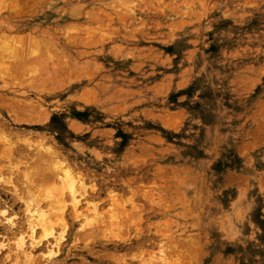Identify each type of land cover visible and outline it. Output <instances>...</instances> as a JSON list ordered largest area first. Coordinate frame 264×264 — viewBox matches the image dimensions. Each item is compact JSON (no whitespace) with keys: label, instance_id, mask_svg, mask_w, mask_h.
I'll return each mask as SVG.
<instances>
[{"label":"clouds","instance_id":"obj_1","mask_svg":"<svg viewBox=\"0 0 264 264\" xmlns=\"http://www.w3.org/2000/svg\"><path fill=\"white\" fill-rule=\"evenodd\" d=\"M25 11L0 23V194L58 210L73 264H264V0ZM4 224L0 264H65Z\"/></svg>","mask_w":264,"mask_h":264},{"label":"rangeland","instance_id":"obj_2","mask_svg":"<svg viewBox=\"0 0 264 264\" xmlns=\"http://www.w3.org/2000/svg\"><path fill=\"white\" fill-rule=\"evenodd\" d=\"M3 17L4 16L0 17L1 22H5ZM28 19L29 17H23L21 19H16L14 21H11L12 23L11 25L17 28H23L27 25ZM85 36H87V33H85ZM256 131H257V135H264V132H262L261 130L258 129ZM161 179H165V178L161 177ZM194 179H196V177L192 174L191 170L189 169H181V170L173 171L167 177V180L170 181L175 186V195L178 199L184 198L183 197L184 192H188V193L192 192L190 184ZM245 179H246V175L244 173H240L235 170H229L227 174L223 175V185L224 186L240 185L244 183ZM54 192H55L54 188L49 189L47 191V198L49 200L53 199ZM192 203L193 204L195 203L194 198L192 200ZM22 207L23 205H21L19 202H15L12 198H9L6 195L0 194V213H4V215H0V224H4V221L8 218V219H11L13 222H16V227L19 228L20 227L19 220L22 217V215H25V212L22 213L20 211ZM27 208H30L32 210L33 209H38V210L44 209V211H46V214H47V225L53 227L54 229L55 228L58 229V230L55 229V231L61 232L60 225L57 222L61 218V213H59L58 210L49 209L45 204L41 203L39 195H36L32 198L31 203L27 206ZM77 209L78 211L80 210L79 208ZM68 212L74 215L71 205H69L68 207ZM48 213L50 214V216ZM4 227L6 228L7 225L4 224ZM1 229L4 230V228H0V232H1ZM13 231L15 232L17 231V229H13ZM70 232H71V228L65 231L66 238L62 241V243L60 242L61 245H60V248H58L60 249V255H55L53 257V260L64 259L65 264H73V261L76 259V255L74 254L76 250L75 249H72L71 251L69 250V245L72 244L73 239H74L73 236L69 235Z\"/></svg>","mask_w":264,"mask_h":264},{"label":"bare ground","instance_id":"obj_3","mask_svg":"<svg viewBox=\"0 0 264 264\" xmlns=\"http://www.w3.org/2000/svg\"><path fill=\"white\" fill-rule=\"evenodd\" d=\"M29 4L30 0H0V17L4 16L3 18L5 20V22L0 21V23L12 24L11 21L21 19L23 17H29L27 12L25 11L28 8ZM76 210L78 211L77 208L75 209V211ZM6 220L11 221V224L16 225V222H13L11 219L7 218ZM19 221L20 227H16L14 229H17V231H23L26 229L30 230L32 239L34 240H41V238L43 237L42 244L47 245V247L50 248L52 253L54 254L57 252V249L60 248V242L62 243V241L66 238L65 232L63 235H61V232L55 231L56 228L54 229L53 227L47 225V214L44 209L32 210L30 208H27L25 215H22ZM7 227H9V225H7ZM2 230L3 229H1V232ZM54 256L55 255H53V257Z\"/></svg>","mask_w":264,"mask_h":264},{"label":"snow or ice","instance_id":"obj_4","mask_svg":"<svg viewBox=\"0 0 264 264\" xmlns=\"http://www.w3.org/2000/svg\"><path fill=\"white\" fill-rule=\"evenodd\" d=\"M0 215H4V213H0Z\"/></svg>","mask_w":264,"mask_h":264}]
</instances>
